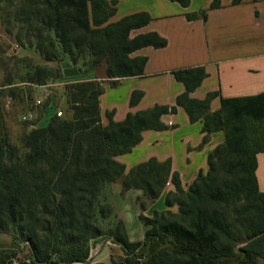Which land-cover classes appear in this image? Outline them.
Listing matches in <instances>:
<instances>
[{
  "label": "trees",
  "instance_id": "obj_1",
  "mask_svg": "<svg viewBox=\"0 0 264 264\" xmlns=\"http://www.w3.org/2000/svg\"><path fill=\"white\" fill-rule=\"evenodd\" d=\"M170 1L190 5V0ZM117 5V0H23L16 18L22 19V37L15 38L46 63L66 58L80 65L91 59L93 67L105 66L111 87H117L121 79L144 75L147 58L133 56L136 51L167 46L156 32L131 36L152 21L146 12L111 22ZM220 6L214 0L211 9ZM186 17L193 20L197 14ZM22 63L29 87L61 78L60 68L53 71L27 59ZM173 75L185 86L174 106L128 113L122 122L107 112L104 125L103 81L76 82L64 88L71 118L57 117L44 104L40 119L47 113V122L23 136L22 155L0 140V232L18 228L31 245L35 263L57 256L60 264H86L91 242L108 237L126 255L118 264H264V193L256 174L257 155L264 153V94L223 100L220 110L211 112L216 92L204 100L191 97L207 77L204 67L175 70ZM143 95L134 91L130 105H137ZM179 107L190 122L203 121L202 145L212 133L224 131L226 137L208 155L207 173L201 171L188 190L170 160L151 158L127 171L116 159L131 153L144 131L174 127L161 119ZM118 182L122 192L137 189L150 201L159 199L171 182L175 191L166 194L165 204L176 206L178 213L167 212L172 220L161 218L164 214L142 217L148 227L142 242L129 239L122 220L105 230L100 220L114 215V208L103 195Z\"/></svg>",
  "mask_w": 264,
  "mask_h": 264
},
{
  "label": "crops",
  "instance_id": "obj_2",
  "mask_svg": "<svg viewBox=\"0 0 264 264\" xmlns=\"http://www.w3.org/2000/svg\"><path fill=\"white\" fill-rule=\"evenodd\" d=\"M117 1V12L111 22L146 12L152 21L133 30L131 36L156 32L167 40V46H149L136 51L133 56L147 58L144 75L121 79L117 87H111L106 74L102 77L97 74L98 68L92 66L91 59L85 66L89 74L80 65L71 64L70 80L65 83L103 81L106 91L100 97V109L104 125L108 124L107 112H114V120L122 122L128 113L135 114L155 105H176L177 97L185 91L184 84L173 75V71L179 69L205 68L207 77L191 97L204 100L209 93L216 92L218 96L211 101V112L220 110L223 100L264 94V0H243L238 5H233L232 0H219L221 6L216 9H211L214 0H190L186 8L170 0ZM202 12H206L205 19ZM189 13L197 14V17L189 20L186 17ZM68 61L64 63L70 67ZM102 67L105 70V66ZM134 91H141L144 95L137 105L131 106ZM161 120L174 127L144 131L142 142L131 153L116 159L126 166L127 171L151 158L159 162L170 160L172 171L179 174L184 190H188L201 171L205 174L209 170L208 155L224 144L225 132L212 133L202 145L203 121L190 122L183 108L179 107L176 114L164 115ZM257 162L258 186L264 193V153L257 155ZM170 191H175L171 182L156 201L158 210L164 206L174 209L165 204V196ZM131 194L134 197L131 202L135 203L142 191L131 189L128 195ZM118 215L126 223L130 236L126 218L119 212Z\"/></svg>",
  "mask_w": 264,
  "mask_h": 264
},
{
  "label": "rangeland",
  "instance_id": "obj_3",
  "mask_svg": "<svg viewBox=\"0 0 264 264\" xmlns=\"http://www.w3.org/2000/svg\"><path fill=\"white\" fill-rule=\"evenodd\" d=\"M22 3L23 0H0V85L3 87L0 94V140L5 139L16 149L18 155H22L24 151L22 147L23 136L33 129L44 127L49 117L45 113L46 115H43L40 119L42 107L38 111L39 119L36 122H21L20 115L25 110L27 101L41 99L43 106L44 104L49 106L55 104L63 111L62 117L71 118L64 88L66 85L71 84L65 82L70 80L68 73L73 69L71 62L69 64L70 67H68L66 62L64 63V61L68 60L66 58L62 62L46 63L39 59L33 49L23 48L22 44L17 42L15 36L20 35L22 37V19H16L22 10ZM22 59H27L34 65L41 63L53 71L60 68L61 78L50 79L44 85V88L29 87L24 82L27 72ZM87 62L86 64H80V68H84L85 72L89 74V70L85 67ZM64 74L65 80H63ZM97 74L100 77L104 76V68H98ZM119 184L120 182L112 184L103 195V197L109 199L114 208V215L107 220H100V225L105 230L114 228L118 220H121L118 215L119 212L127 220L130 230L129 239L132 242H142L148 230V227L144 225L141 219L142 217H161L164 214L161 218L172 220L173 217L167 212H171L172 215L178 213L176 206L174 209L164 206L162 210H158L156 206L157 200H147L143 197V194L135 199V203L133 200L131 202V198L134 197H132V194L128 195V191L122 192L121 184ZM123 223L128 233L126 223L124 221ZM19 233L20 231L15 227L6 232H0V264H12V261L16 259L21 261L30 259L34 262L30 243L24 241L25 239H22V235L20 236ZM163 246L166 247L168 244ZM142 253V260L146 261L148 256L143 249L139 251V254ZM125 257L126 255L120 246L113 243L110 238L102 237L91 242L90 256L86 264H118ZM40 264L60 263H58V257L53 256L49 263ZM225 264L228 263L225 262Z\"/></svg>",
  "mask_w": 264,
  "mask_h": 264
},
{
  "label": "built area",
  "instance_id": "obj_4",
  "mask_svg": "<svg viewBox=\"0 0 264 264\" xmlns=\"http://www.w3.org/2000/svg\"><path fill=\"white\" fill-rule=\"evenodd\" d=\"M36 88H44L45 86H33ZM3 89V87L0 85V91ZM43 107V101L41 99H34L31 101H27L25 104V110L20 115V121L23 123H33L36 122L39 119L38 111ZM47 110L51 111L53 114H55L57 117L63 116V111L60 110L57 105L51 104L48 106ZM168 126H172L171 123H169ZM12 264H38L33 262L32 260H13ZM40 264V263H39Z\"/></svg>",
  "mask_w": 264,
  "mask_h": 264
}]
</instances>
